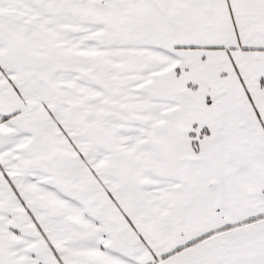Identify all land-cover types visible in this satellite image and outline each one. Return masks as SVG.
Returning a JSON list of instances; mask_svg holds the SVG:
<instances>
[{"label": "snow or ice", "instance_id": "1", "mask_svg": "<svg viewBox=\"0 0 264 264\" xmlns=\"http://www.w3.org/2000/svg\"><path fill=\"white\" fill-rule=\"evenodd\" d=\"M0 264H264V0H0Z\"/></svg>", "mask_w": 264, "mask_h": 264}]
</instances>
